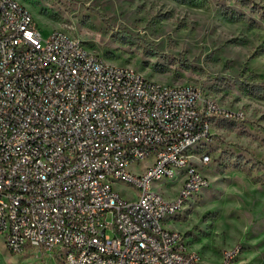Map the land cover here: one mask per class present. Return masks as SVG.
<instances>
[{
  "label": "built area",
  "instance_id": "2783aa9c",
  "mask_svg": "<svg viewBox=\"0 0 264 264\" xmlns=\"http://www.w3.org/2000/svg\"><path fill=\"white\" fill-rule=\"evenodd\" d=\"M228 116L199 87L45 36L26 6L0 0V237L58 264H248L240 246L203 261L167 224L209 186L199 149Z\"/></svg>",
  "mask_w": 264,
  "mask_h": 264
},
{
  "label": "rangeland",
  "instance_id": "374dc122",
  "mask_svg": "<svg viewBox=\"0 0 264 264\" xmlns=\"http://www.w3.org/2000/svg\"><path fill=\"white\" fill-rule=\"evenodd\" d=\"M18 1L45 36L66 31L109 63L195 85L228 110L199 149L210 157L198 165L209 186L167 224L203 261L240 246L244 261L264 264V0ZM114 188L125 198L139 192ZM0 264L58 263L44 251L15 255L0 237Z\"/></svg>",
  "mask_w": 264,
  "mask_h": 264
}]
</instances>
